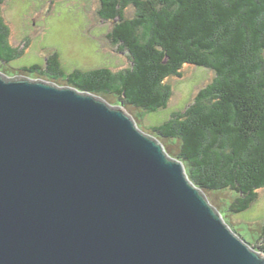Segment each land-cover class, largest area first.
I'll use <instances>...</instances> for the list:
<instances>
[{
    "label": "water",
    "instance_id": "1",
    "mask_svg": "<svg viewBox=\"0 0 264 264\" xmlns=\"http://www.w3.org/2000/svg\"><path fill=\"white\" fill-rule=\"evenodd\" d=\"M0 264H264L123 107L0 74Z\"/></svg>",
    "mask_w": 264,
    "mask_h": 264
},
{
    "label": "trees",
    "instance_id": "2",
    "mask_svg": "<svg viewBox=\"0 0 264 264\" xmlns=\"http://www.w3.org/2000/svg\"><path fill=\"white\" fill-rule=\"evenodd\" d=\"M5 1L0 60L12 62L23 50L11 43ZM98 14L114 23L108 37L129 52L131 67L68 71L53 52L45 64L23 69L80 91L117 95L148 114L168 107L167 80L181 76L183 66L214 70L188 107L151 129L180 143L178 159L197 187L231 190L232 211L251 209L264 188V0H100ZM261 239L264 252V230Z\"/></svg>",
    "mask_w": 264,
    "mask_h": 264
},
{
    "label": "rangeland",
    "instance_id": "3",
    "mask_svg": "<svg viewBox=\"0 0 264 264\" xmlns=\"http://www.w3.org/2000/svg\"><path fill=\"white\" fill-rule=\"evenodd\" d=\"M99 9L100 0H6L3 12L12 28L10 40L23 53L12 62L0 60V74L6 79L52 82L23 68L35 63L45 64L53 52L60 54L62 64L68 71L103 66L120 71L131 67L129 52L121 50L108 37L114 23L102 19L98 14ZM133 12L134 9L129 8L128 16H132ZM215 76V71L210 68L188 64L183 66L181 76L173 75L168 78L173 95L168 107L158 113L148 114L140 108L125 105L114 94L98 96L113 107H123L139 129L162 143L170 157L178 159L180 143L158 136L151 127L170 117L173 112L188 107L198 92L210 84ZM56 84L70 86L65 81ZM185 168L187 172V167ZM202 191L229 227L251 248L264 255L258 249L262 245L264 230V188L259 190L252 208L242 213L234 212L230 208L236 198L233 191Z\"/></svg>",
    "mask_w": 264,
    "mask_h": 264
}]
</instances>
